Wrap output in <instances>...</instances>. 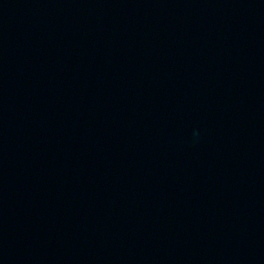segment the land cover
Listing matches in <instances>:
<instances>
[{"label": "water", "instance_id": "obj_1", "mask_svg": "<svg viewBox=\"0 0 264 264\" xmlns=\"http://www.w3.org/2000/svg\"><path fill=\"white\" fill-rule=\"evenodd\" d=\"M0 264H264V0H0Z\"/></svg>", "mask_w": 264, "mask_h": 264}]
</instances>
